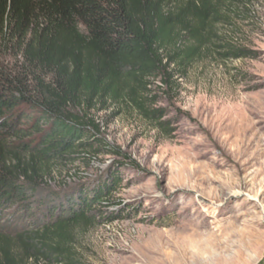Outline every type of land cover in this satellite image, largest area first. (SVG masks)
I'll return each instance as SVG.
<instances>
[{
	"label": "trees",
	"instance_id": "trees-1",
	"mask_svg": "<svg viewBox=\"0 0 264 264\" xmlns=\"http://www.w3.org/2000/svg\"><path fill=\"white\" fill-rule=\"evenodd\" d=\"M244 1L0 0V264H80L78 235L127 215L109 211L123 205L120 168L141 165L95 111L126 107L172 131L152 87L170 94L209 52L255 58L233 36ZM102 152L120 158L111 172L45 187L53 167Z\"/></svg>",
	"mask_w": 264,
	"mask_h": 264
},
{
	"label": "rangeland",
	"instance_id": "rangeland-1",
	"mask_svg": "<svg viewBox=\"0 0 264 264\" xmlns=\"http://www.w3.org/2000/svg\"><path fill=\"white\" fill-rule=\"evenodd\" d=\"M241 11L233 36L255 58L209 52L170 94L156 80L172 131L126 107L95 111L107 142L141 168H120L123 205L109 211L127 215L78 235L80 264H264V0ZM119 160L102 152L53 167L45 187L96 179Z\"/></svg>",
	"mask_w": 264,
	"mask_h": 264
},
{
	"label": "bare ground",
	"instance_id": "bare-ground-1",
	"mask_svg": "<svg viewBox=\"0 0 264 264\" xmlns=\"http://www.w3.org/2000/svg\"><path fill=\"white\" fill-rule=\"evenodd\" d=\"M201 264H204V261Z\"/></svg>",
	"mask_w": 264,
	"mask_h": 264
}]
</instances>
